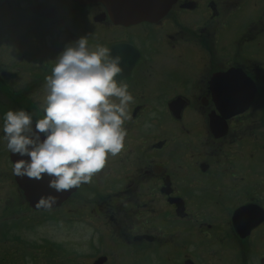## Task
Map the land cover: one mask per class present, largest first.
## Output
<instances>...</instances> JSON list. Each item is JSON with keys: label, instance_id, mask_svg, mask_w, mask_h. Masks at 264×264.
<instances>
[{"label": "flooded vegetation", "instance_id": "af4514ba", "mask_svg": "<svg viewBox=\"0 0 264 264\" xmlns=\"http://www.w3.org/2000/svg\"><path fill=\"white\" fill-rule=\"evenodd\" d=\"M113 15L102 0H0V264H264V0ZM81 37L121 58L125 148L35 208L4 116L44 117L45 78Z\"/></svg>", "mask_w": 264, "mask_h": 264}, {"label": "clouds", "instance_id": "9594fccd", "mask_svg": "<svg viewBox=\"0 0 264 264\" xmlns=\"http://www.w3.org/2000/svg\"><path fill=\"white\" fill-rule=\"evenodd\" d=\"M120 63L109 48L90 47L87 37L65 48L45 78L39 105L44 117L33 124V116L23 109L4 116L7 149L29 158L13 163L14 175L35 180L48 176V187L65 192L92 183L109 156L124 150L134 97L127 84L117 83ZM56 201L42 197L37 208L51 209Z\"/></svg>", "mask_w": 264, "mask_h": 264}, {"label": "water", "instance_id": "95a60500", "mask_svg": "<svg viewBox=\"0 0 264 264\" xmlns=\"http://www.w3.org/2000/svg\"><path fill=\"white\" fill-rule=\"evenodd\" d=\"M89 1V0H79ZM106 3L110 10L113 11L116 19L125 21L152 20L162 16L175 0H102ZM125 11V12H123ZM128 13V14H127ZM43 139V135H41ZM13 162L19 159H29L21 157L18 154H12ZM20 186L24 190L26 199L32 206L37 208V203L42 197L54 196L57 201L54 205L62 202L64 198L69 196L71 190L65 192H56L48 187L50 177L45 176L42 180L30 179L28 177L16 176ZM53 205V206H54Z\"/></svg>", "mask_w": 264, "mask_h": 264}, {"label": "rangeland", "instance_id": "374dc122", "mask_svg": "<svg viewBox=\"0 0 264 264\" xmlns=\"http://www.w3.org/2000/svg\"><path fill=\"white\" fill-rule=\"evenodd\" d=\"M23 224H21L20 226H22ZM45 234V237H49V238H51L53 235H54V233H44ZM71 244H73L72 242H70ZM68 251H70V252H72V250L70 249V250H68ZM27 260H29V259H27Z\"/></svg>", "mask_w": 264, "mask_h": 264}]
</instances>
